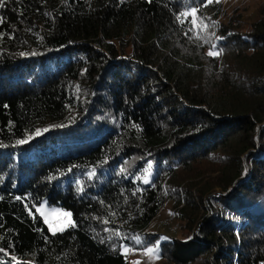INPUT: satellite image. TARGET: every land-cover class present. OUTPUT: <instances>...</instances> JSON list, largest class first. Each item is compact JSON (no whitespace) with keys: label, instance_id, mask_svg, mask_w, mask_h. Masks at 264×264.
Listing matches in <instances>:
<instances>
[{"label":"trees","instance_id":"trees-1","mask_svg":"<svg viewBox=\"0 0 264 264\" xmlns=\"http://www.w3.org/2000/svg\"><path fill=\"white\" fill-rule=\"evenodd\" d=\"M0 20V264H264V5L248 26L216 0H5ZM43 200L76 226L50 232ZM167 201L184 237L148 231Z\"/></svg>","mask_w":264,"mask_h":264},{"label":"rangeland","instance_id":"rangeland-1","mask_svg":"<svg viewBox=\"0 0 264 264\" xmlns=\"http://www.w3.org/2000/svg\"><path fill=\"white\" fill-rule=\"evenodd\" d=\"M219 2L220 18H224L225 20L227 16L232 15L238 17L241 24L245 26H248L260 18V8L264 5V0H219ZM245 171L247 172L246 169ZM216 193H221L220 188H216L213 193L215 199H218L215 196ZM37 209H39V211H37ZM36 211L43 218L45 223L47 221L46 224L49 230V224H51L53 228H59L63 227L69 220L73 222L71 215H65V213L69 212L58 205L49 204L46 200L36 205ZM183 223L184 221L182 219L175 216L173 202L167 201L148 228V231L152 233H161L162 239L168 235L181 238L189 232L188 229L186 230L183 228ZM50 232H52V230H50ZM147 249H152L153 251L148 252ZM123 251L126 254L128 264H165L164 259L160 257L157 245L150 246L141 251L128 248H125Z\"/></svg>","mask_w":264,"mask_h":264},{"label":"snow or ice","instance_id":"snow-or-ice-1","mask_svg":"<svg viewBox=\"0 0 264 264\" xmlns=\"http://www.w3.org/2000/svg\"><path fill=\"white\" fill-rule=\"evenodd\" d=\"M216 2H219V0H216ZM207 3H209V4L212 3V0H207ZM4 6H5V0H0V7H4ZM192 12H193V14H195L196 9H193ZM185 15H187V13ZM0 22H2V20H0ZM205 27H207V26L205 25ZM191 31L192 30L189 29V32H191ZM188 34L189 33H185L186 36ZM194 38L195 39H199V40H203L204 43H206V44L207 43H210V41L207 38H205L204 36L200 35L199 33ZM216 39H220V38L217 37ZM215 47H216V45L215 44H212L209 52L207 53V55H209V56L218 55L219 54L218 52H214V51L211 50L212 48H215ZM44 131H47V129H44ZM39 134H40V130H37L36 135H39ZM31 138L32 137H29V139H31ZM26 142L27 141L26 140H23V139L18 141V143H20V144H23V143H26ZM123 171H124V169H121V172H123ZM151 171H152V162L149 161L148 166H147V169L145 170V172L143 174V183H145V184L149 183V177L151 175ZM95 176H96V170L95 169H92V171H90L88 173V178L89 179H92ZM77 183H79V182H77ZM77 191L78 192H82L83 191L82 187L81 188H78ZM17 199H19V197ZM37 211H39V209H37ZM65 215L70 216L71 214L70 213H65ZM46 223H47V221H46ZM105 223H107V221H105ZM75 226L76 225L71 220H69L63 227H59V228H53V226L51 224H49V228H50V230H52L53 234H55L56 232L64 231L65 228H67V227H75ZM115 234L116 235H119L118 231ZM0 251H3V250L0 249ZM147 251L148 252H152L153 250L152 249H147ZM15 259H16L15 257H12V260H15Z\"/></svg>","mask_w":264,"mask_h":264},{"label":"built area","instance_id":"built-area-1","mask_svg":"<svg viewBox=\"0 0 264 264\" xmlns=\"http://www.w3.org/2000/svg\"><path fill=\"white\" fill-rule=\"evenodd\" d=\"M215 196L218 198L219 197V193H216Z\"/></svg>","mask_w":264,"mask_h":264}]
</instances>
